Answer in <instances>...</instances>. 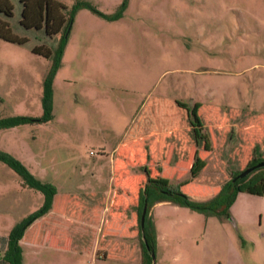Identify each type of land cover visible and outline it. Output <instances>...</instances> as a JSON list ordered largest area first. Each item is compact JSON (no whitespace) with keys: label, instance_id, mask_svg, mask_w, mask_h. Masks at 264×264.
I'll use <instances>...</instances> for the list:
<instances>
[{"label":"rangeland","instance_id":"374dc122","mask_svg":"<svg viewBox=\"0 0 264 264\" xmlns=\"http://www.w3.org/2000/svg\"><path fill=\"white\" fill-rule=\"evenodd\" d=\"M10 1L13 16L0 17L28 41L0 38V119L40 118L51 61L32 48L53 51L59 34L22 27V4ZM84 1L112 14L123 0ZM178 102L200 105L212 140L210 151L199 147L206 165L193 179L196 146ZM0 151L57 188L52 211L20 241L23 264H141L145 166L207 200L264 157V0H128L115 20L80 8L54 76L52 118L1 128ZM42 201L0 161V264L9 231ZM149 215L152 264H264V196L239 192L229 218L172 202Z\"/></svg>","mask_w":264,"mask_h":264},{"label":"trees","instance_id":"16d2710c","mask_svg":"<svg viewBox=\"0 0 264 264\" xmlns=\"http://www.w3.org/2000/svg\"><path fill=\"white\" fill-rule=\"evenodd\" d=\"M22 4L21 18L19 24L25 29H43L45 35L53 36L59 34L57 44L52 51L42 45L32 48V51L50 59L51 64L43 79L42 107L43 115L40 118L29 116H11L0 119V129L13 127L30 121H48L52 118V96L53 80L57 69L61 65V59L67 45L71 25L76 12L80 8H88L92 12L115 20L122 16L127 7L128 0H123L117 10L112 14H105L98 10L95 5L88 1L77 0L70 8L58 0H19ZM14 6L10 0H0V14L6 17L13 16ZM0 38L7 41L23 44L28 41L26 36H19L12 31L7 21L0 17ZM180 107L187 110V117L191 134L196 146L193 161L190 167L191 179L196 178L205 167L206 161L199 155V147L206 151L212 149V140L205 129L200 115L199 104L192 108L187 103L178 102ZM0 161L7 164L29 188L38 190L43 195L41 206L17 222L9 231L6 240V248L2 255L3 262L7 264H23V249L21 239L26 229L38 218L45 215L52 208L53 198L57 188L51 182H46L35 177L27 167L7 152L0 151ZM264 162L260 155L252 159L244 168L252 167ZM243 169V170H244ZM144 173L146 181L139 189L137 216L139 221V236L141 245V264H152V253L155 250L156 234L154 223L149 215L153 205L159 202H172L179 206L188 207L200 212L205 216H225L229 218V209L239 192L264 196V166L256 167L243 177H238L243 170L233 171L219 191L207 200H194L184 193L181 187L189 181L172 184L170 180L162 176L152 177L150 169L145 166ZM146 206L147 213L144 226H140V216L143 207Z\"/></svg>","mask_w":264,"mask_h":264},{"label":"water","instance_id":"95a60500","mask_svg":"<svg viewBox=\"0 0 264 264\" xmlns=\"http://www.w3.org/2000/svg\"><path fill=\"white\" fill-rule=\"evenodd\" d=\"M261 166H264V162H260V163H258V164L255 165V166L248 167V168L244 169L243 171H241V172L239 173L238 177H243V176H245L246 174H248L250 171L254 170L256 167H261ZM146 213H147V208H146V206H144L143 209H142L141 216H140V226H141V227L144 226ZM152 259H153V254H152Z\"/></svg>","mask_w":264,"mask_h":264},{"label":"crops","instance_id":"0c3cea01","mask_svg":"<svg viewBox=\"0 0 264 264\" xmlns=\"http://www.w3.org/2000/svg\"><path fill=\"white\" fill-rule=\"evenodd\" d=\"M172 133H173V131L170 133H164V134H172ZM161 135H163V133L158 132V134H157L158 137L155 139V143H161L162 142ZM56 194H55V196H56ZM55 196H54V198H55ZM54 198H53L52 208L50 209V211H52V209H53V204L55 202Z\"/></svg>","mask_w":264,"mask_h":264}]
</instances>
